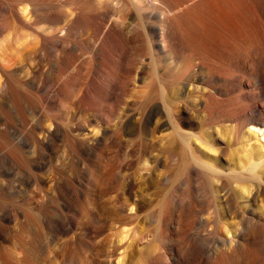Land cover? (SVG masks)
<instances>
[{
    "label": "rangeland",
    "instance_id": "obj_1",
    "mask_svg": "<svg viewBox=\"0 0 264 264\" xmlns=\"http://www.w3.org/2000/svg\"><path fill=\"white\" fill-rule=\"evenodd\" d=\"M42 1L53 14H71L78 8L84 17L75 18L67 34L58 32L66 36L49 54L51 66L45 73L54 79L52 83L37 89L33 78L27 80L28 72L21 73L12 78L15 84L24 81L20 82L16 108L11 102L3 103L0 127L12 123L24 133L22 144L27 146L24 152L17 149L16 140L0 130V254L6 251L10 260L19 264H213L203 255L200 234L207 228L218 231L220 215L224 223L220 232L227 235L231 231L226 229L238 227L243 214L256 212L264 220V127L243 120L255 116L256 109L264 112V95L260 94L264 90L260 73L264 66L263 4V20L256 15L241 19L220 0H212L205 6L207 16L199 21L204 33L197 53L189 49L169 59L152 45L155 37L145 35L141 21L133 22V34L123 28L114 44L105 40L110 20H134L137 0ZM163 1L156 0L159 5ZM3 17L0 10V20ZM122 45L133 56L134 66L117 109L100 115L81 98L80 107L68 105L61 112L57 88L64 75L59 74L60 67L65 70L68 61L74 65L86 57L95 62L99 57H115ZM198 65L203 82L191 81L182 92L184 78ZM101 71L103 67L95 66L91 82L78 85L72 100L85 90L97 92L103 81ZM211 92L214 98L209 99ZM39 98L44 128L30 133L29 124L21 125L20 113L30 117V107H35ZM208 103L210 111L205 110ZM164 105L171 108V114L177 111L179 118L173 114L170 120L163 112ZM154 110L156 115L147 123L146 133H137L139 114ZM124 114L132 116L130 133L112 138L108 132L97 143L88 140L87 145L79 144L78 133L84 126L93 128L92 132L97 125L113 130ZM106 117L111 119L109 124L104 123ZM30 134L37 145L28 141ZM190 135L193 144L189 147L185 139ZM196 147L211 158L215 173L199 170L190 151H198ZM249 150L254 153L252 158ZM251 162L256 163L259 180L252 177ZM212 186L217 188L215 197L210 193ZM219 187H233L237 192L243 189L241 197L231 198L228 215L223 212ZM129 200L134 202L133 210L123 207ZM94 213H100L98 220ZM37 216L41 220H36ZM45 216H64L71 227L49 230ZM82 222H90L91 228ZM91 244L97 246L96 253L89 250ZM66 248L76 254L71 257ZM238 249L232 253L234 259L238 255V261L254 260L255 254L263 260L264 253L255 245ZM81 252L89 254L88 262L83 263ZM220 254L223 256V249Z\"/></svg>",
    "mask_w": 264,
    "mask_h": 264
},
{
    "label": "bare ground",
    "instance_id": "obj_2",
    "mask_svg": "<svg viewBox=\"0 0 264 264\" xmlns=\"http://www.w3.org/2000/svg\"><path fill=\"white\" fill-rule=\"evenodd\" d=\"M194 1L195 0H164L163 4L159 5L156 0H137L133 8L134 20H132L130 17H122L114 21L113 19L112 21L110 20L106 27L104 38L105 40L106 38H109V43L111 42L114 44L123 28H126L128 32L133 34L136 31L133 29V22L135 21L137 23L138 21H141L143 22L141 23V28H144L146 32L145 35L150 38L155 37V40L152 41V45L157 47L158 51L164 56H167L169 59H174L189 49L193 50L192 53H194L199 46L200 35H203L204 33V31L200 30L199 21L201 16L204 18L207 16V8L205 6L209 5L212 0H201L195 4ZM220 1L227 9H229L231 12H233V14L241 19H249L250 15H256L258 18L263 20L261 17V6L262 4L264 6V0ZM190 4L194 5L189 7ZM0 10L4 11V17L0 20V34L4 33L3 38L0 39V113H5V110L2 107L3 103L5 101L11 102L12 106L16 108L17 101L21 95L20 82H24L23 80L19 79L16 81L17 84H15L13 81L14 79L12 78L19 76L21 73L28 72L29 77L27 80L30 82V78H33V80L37 83V89L52 83L54 79L49 78V76L46 75L47 73H45L46 70H48L51 66L49 54L55 51L54 44L59 40H64L66 36L59 35L58 32L65 34L66 30H69V25H71L70 23L74 22L73 20H75V18L78 16L84 17V14H82L78 8H74V11H72L71 14L66 12L53 14V12L46 7L42 0H0ZM156 22H159L158 27L156 26ZM137 32L143 34L140 30ZM130 37H132V35ZM225 42H227V44L232 43L231 40H225ZM107 45L110 46V44ZM214 45L218 44L215 43ZM120 50L121 51L116 54L115 57L113 56L109 59L99 57V62H95V59L91 57H86L88 59L84 58L85 60L79 61L74 65L73 62L68 61V64L65 63L67 67L65 70L64 67H60L59 74L64 75L57 88L58 94L60 96V100L58 102V108L60 111L65 107L67 108L68 105H77L80 107L81 103L78 102V99L81 98L83 100H87L90 105L95 106L96 108L94 110L97 113H102L100 115L109 112L112 113L113 110L115 111V109H117L118 104L124 95L126 87L128 86L129 77L134 66L133 56L131 54H127V46H120ZM97 65L103 67L104 70L101 71L103 81L101 82L102 85H98V91L94 92L93 90H85L82 96L77 97L76 100H72L79 90L78 85L91 82V73L93 68ZM195 67L196 66L192 67L187 76L184 78L183 90L180 88L182 92L186 86L185 84H189L191 81L192 83L203 82L204 76L199 70L200 65H198L197 69ZM260 73L261 75H264V66L261 68ZM90 92H92V94H90ZM260 94L264 95V90H262ZM208 98H214V94L212 92L209 93ZM179 101L182 103L181 98H179ZM208 102H210V100ZM209 106L211 107V103L210 105L209 103L206 105V108L208 109H204L210 111ZM41 107V100L39 98L37 105L35 107H30V117H28L24 111L20 113L21 125L25 126L26 124H29L28 130L30 133H35L37 129L44 128V123L41 119V112H39ZM73 108L75 107L73 106ZM170 111L171 108L167 105H164L163 112H165V115L170 120L173 119V114H175L176 118H179L177 117L179 116L177 111H174L173 114H171ZM155 112L156 110L149 112L143 111L139 114L137 117V133H146V125L155 117ZM256 113L257 114H255V116L250 118L245 116L243 120L248 124H253V126L264 127V112L261 109H256ZM123 117L125 118L123 119ZM107 119L104 120V123L109 124L111 119ZM131 120V115L124 114L114 124L116 129L114 128L113 130H111V128L109 129V127L106 125L105 127L97 125V128L101 127V129L99 128V135H97V128H94L96 129V132H92L93 128L91 129L88 127L89 130H87V128L85 129V126L83 125L85 130L79 127L81 131L78 133V142L80 145L84 146L87 145L88 140L91 141V144L99 142L108 132L112 133V138L125 134V132L126 134L130 133ZM210 120L214 121V118L211 117ZM95 123L97 122L95 121ZM167 123L169 124L170 121H167ZM112 125L113 124L109 126ZM86 126H88V124ZM0 130L6 137H13L16 140L17 143L15 147L17 149L23 151V148L27 146L26 143L22 144V140H24V133L21 130H17L12 123H5L2 125V127H0ZM89 135L90 137H88ZM190 137L191 135L189 138L186 137L185 139V142H188L189 147L190 144H193V141ZM28 141L30 144H38L37 141L35 142L32 139L31 134L28 136ZM39 143L43 144V141L40 140ZM196 148L198 151H196L194 148H191L190 151L195 164L199 167V170L201 169L202 173H215L213 164L210 160L211 158H207L208 156L205 157L206 153L199 147ZM252 152L249 150L248 157L252 158L254 156V153L252 154ZM99 154L100 153L97 152L95 153L96 156ZM255 164L256 163L251 162V164H249V169L251 172H253L252 177L259 180L260 175L254 171ZM97 181L100 182V178H98ZM242 190L243 189L237 192V190H235L233 187H219L218 191L222 192L223 196L221 197V202L225 215H228L230 212L228 204L230 203V200H232L231 198H235L237 200L242 196ZM216 191L217 188L212 186L210 193L213 194L214 197ZM252 198L254 197H251V199ZM69 204L70 203L68 202L66 207ZM133 204V200H129L123 204V207L133 210ZM99 210L101 211L102 208L100 207ZM81 212L82 216L87 218V213L83 212V210H81ZM99 216L100 213H94V220H98ZM222 218L220 215V228L217 229L218 231L207 228L203 233L200 234L202 237V240L200 239V245L202 247L203 255L206 257V259H211L213 264H264V257L262 258L263 260H258L256 259L258 254H255L254 252L253 253L256 256L254 260H249L250 258L248 257V260L246 261H238V258V260H236L238 255L236 256V254H234V257L236 256L235 259L232 257V253L235 249L237 251L238 247H242V249L246 248L248 250L250 245H255L258 251L264 253V220L262 219L261 215L256 212L253 214H243L239 219L240 225L238 227H230V230L226 229L227 233H229L228 231H231L230 235L222 234L220 232V229L224 227ZM43 219L46 221V227L49 230L52 228L66 229L71 227V223L68 222L64 216L60 219L45 216ZM36 220H41V217L37 216ZM87 223L88 222H84L83 224ZM88 224L90 225V222ZM89 225L88 227L91 228ZM248 228V233H246ZM96 248L97 246L95 244H91L89 250L93 254ZM221 249L224 250L223 256L220 254ZM66 251L69 252L70 256L72 257L74 250L72 251V249L66 248ZM242 251L244 252V250ZM75 254L76 253H74V255ZM85 255L86 254L84 253L82 254L83 260L80 258L82 261H85L83 263H86V261L88 262L89 260L87 259L90 258L87 256L89 254L86 255L88 258H86ZM247 256L245 257L246 259ZM241 259H243L242 256ZM77 260L78 259H76V261ZM0 264L19 263L12 262L10 260L9 254L4 251L2 254H0Z\"/></svg>",
    "mask_w": 264,
    "mask_h": 264
}]
</instances>
